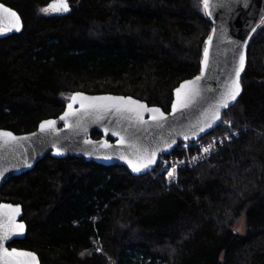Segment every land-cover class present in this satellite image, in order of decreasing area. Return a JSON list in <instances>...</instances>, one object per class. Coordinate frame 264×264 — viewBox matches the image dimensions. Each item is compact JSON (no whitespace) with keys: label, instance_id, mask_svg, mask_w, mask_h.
<instances>
[{"label":"trees","instance_id":"16d2710c","mask_svg":"<svg viewBox=\"0 0 264 264\" xmlns=\"http://www.w3.org/2000/svg\"><path fill=\"white\" fill-rule=\"evenodd\" d=\"M0 1L24 21L0 39V128L16 133L58 116L76 91L132 95L169 111L174 89L200 72L212 29L202 0H69L62 15L43 13L52 0ZM240 82L223 112L239 136L180 169L177 181L158 168L136 176L50 154L11 177L0 201L21 203L28 227L11 244L41 264H264V20Z\"/></svg>","mask_w":264,"mask_h":264},{"label":"water","instance_id":"95a60500","mask_svg":"<svg viewBox=\"0 0 264 264\" xmlns=\"http://www.w3.org/2000/svg\"><path fill=\"white\" fill-rule=\"evenodd\" d=\"M51 3H58V0ZM0 4L14 10L21 21L17 30L13 27L14 20L9 14L0 12L1 39L22 31L24 21L15 8L2 1ZM70 8L69 4L66 13ZM205 11L212 23V29L206 39L201 70L195 76L181 81L174 89L169 111L158 105H150L147 101L132 95L76 91L58 116L41 120L37 128L31 132L16 133L7 128H0L17 137V139L0 137V189L11 177L33 169L47 154L56 158L76 156L104 165H123L136 176L146 175L156 167L159 157L173 152L180 141L201 139L219 127L224 110L233 106L241 94L240 78L244 70L239 76V95L234 101L229 100L227 107L221 106L226 93L233 87L241 55L245 57V69L250 39L264 20V0H210V6ZM209 11L211 15H208ZM205 50H207L206 65ZM196 77H200L197 82L199 95L195 96L186 107H174L177 102L176 89L186 81L195 80ZM76 93H82L84 97H131L132 100L146 105L148 109H159L163 116L161 117L159 112L154 113L144 108H138L135 112L117 111L114 108H81V97H77L75 103L72 102L71 98ZM70 103H73V108L77 110L76 114L61 119L68 111ZM84 103L88 104L89 101L85 100ZM217 110L220 119L214 120L213 116ZM153 116L156 119H153ZM45 121H55L54 127L41 130V124ZM93 131L101 132V137H94ZM57 149H60V153ZM153 158L155 162L148 164V160ZM129 160L137 167L142 164L148 166L136 171ZM4 204L20 206V213L14 217V221L17 224H24L25 228L23 232L15 229L9 231L8 210L0 208V223L5 224V227L0 228V242L9 250L35 253L41 264L39 255L34 250L17 246L9 247L14 240L25 238L28 227L23 220L24 211L21 203L0 201V205ZM5 235L8 239L2 240ZM0 264H3L2 260Z\"/></svg>","mask_w":264,"mask_h":264},{"label":"snow or ice","instance_id":"6c2138e0","mask_svg":"<svg viewBox=\"0 0 264 264\" xmlns=\"http://www.w3.org/2000/svg\"><path fill=\"white\" fill-rule=\"evenodd\" d=\"M203 6L205 9H208L210 6V0H202ZM69 10V4L68 0H58V3H53L49 5L48 8L43 9L44 12L49 11H68ZM0 12H4L9 14V16L14 20L13 27H15L17 30H19V27L21 25L20 17L19 15L12 10L11 8L6 7L3 4H0ZM208 15H211V11L208 12ZM7 30V29H5ZM211 42V38L209 39V43ZM207 64V50H205V65ZM244 64H245V57L243 55L240 56L239 60V69L236 72V79L233 82V87L229 89V91L226 93V98L221 101L222 107L228 106L229 100H235L236 96L239 95L240 92V84H239V76L240 72L244 70ZM200 80V77H196L193 81H186L184 84L181 85L180 88L176 89L177 94V102L174 107H186L188 103L191 102V100L199 95V89L197 87V82ZM77 97H81L80 105L81 108H87V109H116L117 111H129V112H135L138 108H144L145 110L152 111V112H159L160 116H163V113L160 112L159 109H148L146 105L141 104L139 101L132 100L131 97H111V96H105V97H84L82 93H76L72 96V102L75 103L77 100ZM89 101L88 104H85L84 101ZM103 102H111V103H103ZM73 103H70L68 105V111L65 112L64 116L61 117V119H67L68 116L76 114V109L73 108ZM153 119H156L155 116H153ZM214 120L220 119V113L217 110L214 113L213 116ZM55 125V121H45L41 124V130H45L47 128H52ZM209 127L211 125H208ZM203 130V129H202ZM116 135H119V133H116ZM0 137H6L10 139H17L13 135V133L8 131L0 130ZM187 138V137H186ZM121 142H123V139H121ZM205 151H208V149H205ZM57 152L60 153V149H57ZM155 154H153L154 157ZM155 160L149 159L148 164L154 163ZM129 163L132 164L133 168L136 171H140L141 167H147L148 164H142L140 167H137L136 164L133 163V161L129 160ZM175 174V170L173 169L172 172H169V177H172ZM0 208L7 209L9 218L7 220V227L9 231H12V229H15L16 231L23 232L25 226L22 223H15L14 217L20 213V206H13V205H0ZM5 227L4 223H0V228ZM8 239V236L5 235L2 240ZM0 260L3 261V264H39L38 257L33 252H27V251H19L17 249H11L9 250L7 247L3 246V243L0 242Z\"/></svg>","mask_w":264,"mask_h":264},{"label":"built area","instance_id":"2783aa9c","mask_svg":"<svg viewBox=\"0 0 264 264\" xmlns=\"http://www.w3.org/2000/svg\"><path fill=\"white\" fill-rule=\"evenodd\" d=\"M222 125L228 127L227 133L223 132L222 134H218L206 141L199 139L196 141L181 142L177 148H179L180 151L185 152L184 156H161L158 163V171L172 172L174 169L175 174L172 178L177 181L180 169L187 165H196L212 156L224 144V137L227 138L229 136L233 138L239 136L240 130L234 128L230 120L222 121ZM205 149H208V151H205Z\"/></svg>","mask_w":264,"mask_h":264},{"label":"rangeland","instance_id":"374dc122","mask_svg":"<svg viewBox=\"0 0 264 264\" xmlns=\"http://www.w3.org/2000/svg\"><path fill=\"white\" fill-rule=\"evenodd\" d=\"M225 120H230L231 122H232V125H233V127H234V122H233V120L232 119H229V118H227V119H225ZM225 120H223V121H225ZM220 126H222L223 127V131L225 132V133H227V131H228V127H226V126H223V125H220ZM235 128V127H234ZM237 129V128H236ZM216 136V135H215ZM214 137V136H213ZM230 139H231V137H224L223 138V141H224V144L225 143H227V142H229L230 141ZM203 162V161H202ZM170 171H167V181L169 182V183H171V182H174V181H176V180H173V178L172 177H169V175H168V173H169ZM235 228H236V230H238L239 232H244V230H245V222H244V219H240L238 222H237V224H236V226H235Z\"/></svg>","mask_w":264,"mask_h":264},{"label":"flooded vegetation","instance_id":"af4514ba","mask_svg":"<svg viewBox=\"0 0 264 264\" xmlns=\"http://www.w3.org/2000/svg\"><path fill=\"white\" fill-rule=\"evenodd\" d=\"M53 1H55V0H52L51 2H53ZM51 2H49V4L43 6L42 10L45 9V8H48L49 5L53 4V3H51ZM43 13H44V14H48V15H62V14H65L66 12H64V11H59V12H57V11H49V12H44V11H43ZM12 246H16V245H12V244L10 243V244H9V247H12ZM17 247H19V246H17Z\"/></svg>","mask_w":264,"mask_h":264},{"label":"bare ground","instance_id":"6f19581e","mask_svg":"<svg viewBox=\"0 0 264 264\" xmlns=\"http://www.w3.org/2000/svg\"><path fill=\"white\" fill-rule=\"evenodd\" d=\"M223 132H224V131H223ZM223 132H222V133H223ZM222 133H220V134H222Z\"/></svg>","mask_w":264,"mask_h":264}]
</instances>
